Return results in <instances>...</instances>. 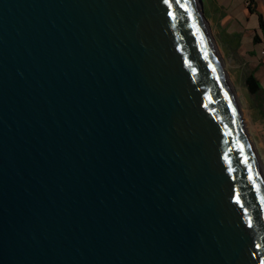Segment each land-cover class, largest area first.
Segmentation results:
<instances>
[{"label": "water", "instance_id": "water-1", "mask_svg": "<svg viewBox=\"0 0 264 264\" xmlns=\"http://www.w3.org/2000/svg\"><path fill=\"white\" fill-rule=\"evenodd\" d=\"M203 0H0V264H264V169Z\"/></svg>", "mask_w": 264, "mask_h": 264}, {"label": "rangeland", "instance_id": "rangeland-1", "mask_svg": "<svg viewBox=\"0 0 264 264\" xmlns=\"http://www.w3.org/2000/svg\"><path fill=\"white\" fill-rule=\"evenodd\" d=\"M214 4L213 0H203L204 15L211 29L212 37L215 40L216 48L221 55L224 62V70L228 75V79L233 86V89L238 97L240 110L242 112V120L245 123V129L253 142L256 152L259 156V160L264 169V79L260 81V91L256 94L249 92L245 82L243 73L245 71L244 59L241 61L231 60L229 58L226 42L223 36H221L220 28L218 26V19H221L217 12H212V6L210 2ZM224 7L227 8L228 3L230 5L229 9L239 8V12L244 7V0H222ZM244 25L247 30H243V47L246 49H252L254 47L252 39L250 37V32L253 27H259L258 21L255 16L251 17L249 22L243 18ZM226 24V21L220 20V25ZM257 57L261 56L262 46H256Z\"/></svg>", "mask_w": 264, "mask_h": 264}, {"label": "crops", "instance_id": "crops-1", "mask_svg": "<svg viewBox=\"0 0 264 264\" xmlns=\"http://www.w3.org/2000/svg\"><path fill=\"white\" fill-rule=\"evenodd\" d=\"M210 2L212 12H217L221 19H218V26L220 28L221 36H223L224 41L226 42V49L231 60L241 61L244 59L245 71L243 73L244 82L248 75L252 74L258 81L260 85V81L264 79V31L261 28V20L264 24V0H253L252 3L249 0H244V7L239 12V8L229 9L230 5L228 3V7L225 8L222 0H213ZM249 4L251 9L249 8ZM255 16L259 27L253 29L250 32V37L252 39V43L254 47L252 49H246L243 47V32L247 30L245 25L243 24V18L249 22L250 18ZM220 20L226 21V24L220 25ZM244 30V31H243ZM258 37L259 41L257 42L255 39ZM262 46L261 56L257 57L256 46Z\"/></svg>", "mask_w": 264, "mask_h": 264}, {"label": "trees", "instance_id": "trees-1", "mask_svg": "<svg viewBox=\"0 0 264 264\" xmlns=\"http://www.w3.org/2000/svg\"><path fill=\"white\" fill-rule=\"evenodd\" d=\"M252 1H253V0H249L250 3H252ZM249 8L251 9L250 4H249ZM260 25H261V28H262L263 31H264V24H263L262 20H261V24H260ZM255 40L258 42V41H259L258 37H256ZM245 84H246V86H247L249 92L252 93V94H256V93H258V92L260 91V89H261V87H260L258 81L256 80V78H255L254 75H252V74H250V75H248V76L246 77V79H245Z\"/></svg>", "mask_w": 264, "mask_h": 264}, {"label": "snow or ice", "instance_id": "snow-or-ice-1", "mask_svg": "<svg viewBox=\"0 0 264 264\" xmlns=\"http://www.w3.org/2000/svg\"><path fill=\"white\" fill-rule=\"evenodd\" d=\"M179 2V0H177V3Z\"/></svg>", "mask_w": 264, "mask_h": 264}, {"label": "bare ground", "instance_id": "bare-ground-1", "mask_svg": "<svg viewBox=\"0 0 264 264\" xmlns=\"http://www.w3.org/2000/svg\"><path fill=\"white\" fill-rule=\"evenodd\" d=\"M220 57H221V55H220ZM223 60V59H222Z\"/></svg>", "mask_w": 264, "mask_h": 264}, {"label": "built area", "instance_id": "built-area-1", "mask_svg": "<svg viewBox=\"0 0 264 264\" xmlns=\"http://www.w3.org/2000/svg\"><path fill=\"white\" fill-rule=\"evenodd\" d=\"M263 52H264V49H263Z\"/></svg>", "mask_w": 264, "mask_h": 264}]
</instances>
